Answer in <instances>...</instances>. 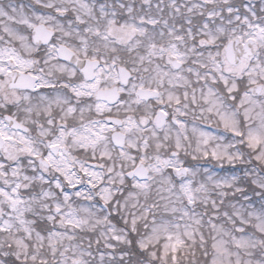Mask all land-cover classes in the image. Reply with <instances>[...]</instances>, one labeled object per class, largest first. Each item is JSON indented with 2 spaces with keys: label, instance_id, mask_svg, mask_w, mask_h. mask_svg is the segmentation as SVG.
Here are the masks:
<instances>
[{
  "label": "flooded vegetation",
  "instance_id": "1",
  "mask_svg": "<svg viewBox=\"0 0 264 264\" xmlns=\"http://www.w3.org/2000/svg\"><path fill=\"white\" fill-rule=\"evenodd\" d=\"M261 20L264 0H0V264L61 263L85 238L131 260V204L210 195L200 182L226 175L229 127L239 153L253 140ZM235 37L256 52L230 64ZM172 205L187 233L202 202Z\"/></svg>",
  "mask_w": 264,
  "mask_h": 264
},
{
  "label": "rangeland",
  "instance_id": "2",
  "mask_svg": "<svg viewBox=\"0 0 264 264\" xmlns=\"http://www.w3.org/2000/svg\"><path fill=\"white\" fill-rule=\"evenodd\" d=\"M262 27L260 26L259 34L260 38L264 39V28ZM247 70L249 71L250 69ZM248 73L252 75L251 71ZM258 76L264 79L262 64H260ZM244 115L249 114L244 113ZM231 119L230 116L227 117L228 122H231ZM251 120L252 122L248 124L249 126L254 125L255 130L253 140L248 142L247 145L250 150L254 148L255 155L260 160L258 164L264 166V106L261 103L255 105ZM150 167L153 168V166ZM151 171L155 179L157 170L151 169ZM209 178L211 180L212 191L225 190L223 185L226 183V180L216 181L215 176L209 177L205 175L200 183H206ZM184 183H188V180L183 182V185L186 186ZM215 184H219L220 188L216 187L215 190ZM143 192L145 195L146 191ZM132 193L123 194L120 200L128 199ZM155 193L159 194L158 191ZM175 193L173 192V196H163L162 200L165 201L164 209L170 210V212L166 211L162 217H159L161 218L160 223L156 221V217L153 214L155 208L150 207L156 205V200L151 197L150 192H147L143 205H130L127 212L130 216L129 223L133 232L125 240L131 248H129L128 252L132 253L133 260L141 258L147 264L149 262H152V264H264V206H255L256 215H254L249 210V204L239 205L236 218L227 223L231 226L229 236H225L226 227L224 223L213 219L189 225L187 233H182L183 225L179 218L183 216L178 217V214L174 211L177 210L178 206L172 205ZM240 196H244V194L240 193ZM191 198L192 200L193 198L195 199L194 194ZM241 204H243L242 201ZM60 211L61 209L59 213ZM65 216L68 221L74 222L77 225L80 224L77 216L69 214ZM238 223L239 227L246 231L245 233H239L235 230ZM90 228L92 229V224ZM192 231H195V234H192ZM187 234L188 238L184 240L183 235L187 237ZM77 241L78 244H83L88 239H79ZM94 241L104 246L106 250L104 259L107 262L109 259H117L114 256V250L111 249L113 241H110L108 238L95 239ZM59 242L60 240H58L57 244ZM69 244V240H66V245L68 246ZM247 246L248 250H245ZM80 253L81 255L69 256L68 263H66L67 256H64L65 260L61 263L57 260H55V263L74 264V259L80 256L79 264H86L85 255L89 252L80 251ZM122 255L123 253H120V256ZM98 258L100 259L101 256Z\"/></svg>",
  "mask_w": 264,
  "mask_h": 264
},
{
  "label": "water",
  "instance_id": "3",
  "mask_svg": "<svg viewBox=\"0 0 264 264\" xmlns=\"http://www.w3.org/2000/svg\"><path fill=\"white\" fill-rule=\"evenodd\" d=\"M253 42L254 40L248 39L247 41L242 43L238 38L229 41L225 48L226 57L229 62L232 64H236L242 54H244V56H248L253 53ZM251 90L255 93H258L260 91V86L252 87ZM141 170V168H136L135 171L141 172Z\"/></svg>",
  "mask_w": 264,
  "mask_h": 264
},
{
  "label": "trees",
  "instance_id": "4",
  "mask_svg": "<svg viewBox=\"0 0 264 264\" xmlns=\"http://www.w3.org/2000/svg\"><path fill=\"white\" fill-rule=\"evenodd\" d=\"M262 19V18H261ZM260 23L261 24H264V22L261 20L260 21ZM260 62H261V64H262V66H263V70H264V43L263 44H261V46H260Z\"/></svg>",
  "mask_w": 264,
  "mask_h": 264
}]
</instances>
